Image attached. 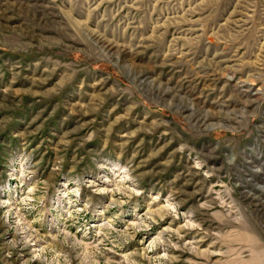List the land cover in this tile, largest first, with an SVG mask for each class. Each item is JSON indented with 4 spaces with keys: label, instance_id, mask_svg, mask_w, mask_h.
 I'll list each match as a JSON object with an SVG mask.
<instances>
[{
    "label": "rangeland",
    "instance_id": "374dc122",
    "mask_svg": "<svg viewBox=\"0 0 264 264\" xmlns=\"http://www.w3.org/2000/svg\"><path fill=\"white\" fill-rule=\"evenodd\" d=\"M0 264H264V0H0Z\"/></svg>",
    "mask_w": 264,
    "mask_h": 264
}]
</instances>
